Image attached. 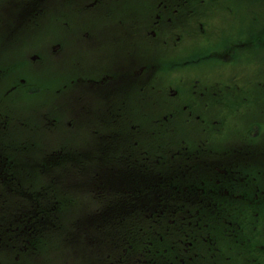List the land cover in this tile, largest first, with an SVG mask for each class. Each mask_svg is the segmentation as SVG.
<instances>
[{"label":"flooded vegetation","instance_id":"af4514ba","mask_svg":"<svg viewBox=\"0 0 264 264\" xmlns=\"http://www.w3.org/2000/svg\"><path fill=\"white\" fill-rule=\"evenodd\" d=\"M211 1L212 3L206 0L14 2L15 8L25 3L22 10L17 12L20 18L24 19L33 13L36 17L39 11H46L41 7L45 6L42 4L44 2L47 4L46 8L49 6L46 12L53 16L47 28L55 22H61L58 29L53 27L44 31L48 33L46 35L55 38L50 45L55 49L53 52L58 49L62 52L60 65L64 64L65 67L61 74L68 76L66 84L70 94L80 97L78 100L91 98L96 102L106 101L108 111L118 117H123L128 112L127 115L133 118H156L160 116L157 110L172 114L169 111L172 101L182 94L184 100L179 111L185 113L187 119L203 123L204 129L209 128L214 133V138L213 128L219 132L226 128L246 135L244 144L234 147L230 154L197 148L194 151L198 150L196 153L183 155L178 148L170 154V168L162 173L165 175L155 172L156 159H152L150 165L153 167L150 172L106 171L103 176H95L90 169L96 166L97 160H106L110 152L118 147V144L110 141L101 146L94 144L90 149L69 151L64 150L69 146L61 145L57 152L50 151L44 154V158H39V162L50 157L49 162H53L52 164L60 162L78 166L72 169L66 183L65 174L50 173L48 165L49 171L44 177L53 186L38 190L36 197L30 198L36 200L35 203L55 202L57 195L62 194L61 187L65 183V186L76 184L82 187V192H91L92 197L100 200L97 207L91 206L87 211L89 215L83 222L86 238L76 239L77 243L91 247L98 264H106L110 257L116 263L120 256L117 241L122 240L123 235L118 233L114 237L109 223L114 219L118 220L123 212L128 214L125 218L132 220L134 224L135 220H139L138 214L142 209L145 212L158 210L166 213L171 207L175 210L183 205L185 211L193 212L197 208L198 211H207L210 207L215 210L222 203L227 207L245 203L254 209V204L259 205V199L264 197V148L260 144L253 145L251 136L254 132L264 131V99L257 94L264 86V28L253 35L251 32L246 35L245 29V41L238 43L233 18L236 15L242 17V14L232 6V0H228L229 3L223 5V8L230 25L222 28V25L219 27L220 24H216L213 31L217 43L213 47V53L204 56L203 51H197L206 48L209 30L205 26V20L210 16L220 17L222 12L217 9L225 0ZM9 7L12 9L11 5ZM32 25L36 31L42 27L38 22ZM181 27L184 29L181 30ZM185 40L186 50L182 54L180 49ZM67 51H70V55ZM213 56L216 58H209ZM255 57L261 61L260 65L256 63ZM204 64L208 72L203 80L196 70ZM172 72L179 78L177 87L167 84V76ZM85 78L98 84L86 87L83 81ZM112 81L116 84L111 85L109 82ZM22 87L25 89V84ZM145 101L152 104L142 114L138 105ZM194 103L202 104L205 117L203 113L200 116V111L193 108ZM68 105L49 109L47 113L62 111L63 106H66L71 115L75 108ZM208 105H213L212 111L207 108ZM253 114H256L257 123L262 127L256 126ZM142 177L143 182L148 178L151 182H168L164 206L151 204L153 192L144 193L141 187ZM210 181L216 183L215 189H210L202 196L195 195L194 189L209 187ZM114 189L117 191L114 192ZM206 197L211 198L207 201ZM252 212L257 216L259 214L256 210ZM130 262V257L120 258L117 264Z\"/></svg>","mask_w":264,"mask_h":264},{"label":"rangeland","instance_id":"374dc122","mask_svg":"<svg viewBox=\"0 0 264 264\" xmlns=\"http://www.w3.org/2000/svg\"><path fill=\"white\" fill-rule=\"evenodd\" d=\"M24 1L26 3L27 0ZM206 1L212 3L211 0ZM14 2L15 0H0V142L6 140L4 146L7 148L16 147L19 139L25 138L31 130L29 138L38 148L36 157L31 161L44 166L39 158H44V154L50 151L57 152L61 145L69 146L64 149L69 151L90 149L94 144L101 146L110 141L118 144V147L110 152L106 160L96 159V166L90 169L95 176H103L106 171L150 172L153 167L150 165L152 159H156L155 172L162 174L164 170H169L170 154L178 148L183 155L193 154L198 150L230 154L234 147L244 144V133L231 132L226 128L219 132L213 128L214 138V133L209 128L204 129L203 123L187 119L185 113L179 111L184 100L182 94L173 99L169 110L172 114L157 110L160 116L156 118H133L127 115L128 112L123 117H118L108 111L106 101L96 102L91 98L78 100L80 97H73L66 84L68 76L61 74L64 64L52 66L61 52L53 55L55 49L50 46L51 39L42 40L48 34L44 29H58L61 22H55L47 28L44 25L45 11L44 15L43 11H39L36 17L33 13L24 19L20 18L17 12L22 10L25 3L15 8ZM228 3V0L221 2L222 6L217 9L222 12L220 17L210 16L205 20V26L209 30L206 48L197 51H203L204 56L213 53V47L217 43L213 31L216 24L219 23L222 28L230 25L223 8ZM42 4L45 6L41 7L47 11V4ZM231 4L242 14V17L236 15L233 18L238 43L245 41V29L246 35L250 32L253 35L264 28V0H232ZM19 20L22 21L19 23ZM36 22L42 26L38 31L32 25ZM12 26H15L14 29H11ZM186 42L187 40L180 49L182 54L186 50ZM262 46L264 47V43ZM255 61L258 65L261 64L256 57ZM26 67L32 71L35 82L30 78L29 85L22 89V79L28 77ZM196 71L204 80L208 72L207 66H199ZM44 80L50 82L51 86L46 85ZM178 80L174 72L167 76V84L173 87H177ZM83 81L86 87L98 84L89 82L87 78ZM39 82L41 83L38 84ZM109 83L116 84L113 81ZM257 94L264 99V86ZM67 103L75 108L73 114L69 115L66 106H63L62 111L47 113L49 109H57ZM151 104L150 101L141 102L138 108L143 114L150 109ZM193 108L200 111V116L202 113L203 117L206 116L201 103H194ZM207 108L212 111L213 105H208ZM29 114L36 119L26 116ZM252 119L256 126H261L257 123L256 114L252 115ZM262 126L264 127V122ZM251 136L253 145L260 144L264 148V131L254 132ZM77 166L58 164L56 170L63 169L66 170L65 173H69ZM143 180L142 177V189L154 192V198L158 192L169 189L168 182L155 183L149 178L146 182ZM1 185L0 182V188H4ZM50 186L53 183L45 177L44 182L38 181L32 186V193ZM215 188L216 183L210 181L209 187L201 186L194 189V193L202 196ZM81 189L76 184L61 187L62 194L57 195L56 201L43 205L47 216L49 215V219L44 221L46 226L39 229L40 236L43 228L40 249L43 253L38 252L36 260L29 257L15 259L14 256L13 264H29V260L30 264H98L89 245L73 244V239L85 228L83 222L89 215V207H97L100 203L98 198L92 197L91 192H82ZM210 198L206 197V200L209 201ZM6 202L7 200H0V206L2 203L5 206ZM258 203L259 205L254 204V209L245 203L233 207L222 203L215 210L210 207L207 211H198L197 208L193 212L183 210V205L175 210L171 207L166 213L158 210L145 212L142 209L138 214L139 220H135L134 224L132 220L125 218L126 212H123L118 220L114 219L109 223L114 237L118 233L123 235V239L117 241L120 250L118 260L130 257L129 264H264V197ZM254 210L258 211V216L252 212ZM80 237L85 238V235ZM37 241L39 242L38 239ZM110 258L106 264H117L118 260L114 263ZM0 264L10 263H3L0 258Z\"/></svg>","mask_w":264,"mask_h":264},{"label":"trees","instance_id":"16d2710c","mask_svg":"<svg viewBox=\"0 0 264 264\" xmlns=\"http://www.w3.org/2000/svg\"><path fill=\"white\" fill-rule=\"evenodd\" d=\"M43 216H44L45 220H46V219H49V215L47 216V214H45V215H43ZM36 217L39 218L37 215H32V221L35 220ZM43 223H44V222H43ZM43 223H41V226H42ZM25 247H26V246H25ZM4 251H5V246L2 245V248H0V254H1L2 252H4Z\"/></svg>","mask_w":264,"mask_h":264}]
</instances>
